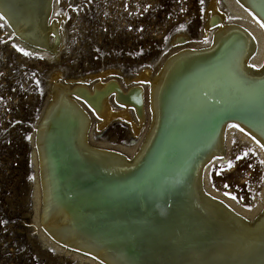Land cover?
<instances>
[{"label": "rangeland", "instance_id": "374dc122", "mask_svg": "<svg viewBox=\"0 0 264 264\" xmlns=\"http://www.w3.org/2000/svg\"><path fill=\"white\" fill-rule=\"evenodd\" d=\"M24 2L25 4L28 3V1ZM44 2V7L51 6L49 19L56 18L58 20L57 35L56 37L49 36V40L42 39L40 41L41 33L38 30L42 31V29L40 27L38 29L36 28V31H33L36 36L32 35L33 39H35V41L33 40L34 43L33 41H29L30 44L36 45V48H28L24 45L0 17V264H99L87 257L72 253L68 250L69 247L85 250L100 259L104 264H126L119 257L117 249L110 246V237L113 241H116V238L120 237L118 228L123 227L127 222L136 220L139 217L143 218L147 216L145 218L147 219L150 216V209L146 215L141 216L143 208L145 207L144 205L158 204V199L156 198L162 197L163 195L159 201V208H161L160 214H163L164 217L165 213L168 215L172 210L170 213L172 215L169 218H166L168 216L165 215L166 217L164 219H168V223L171 222L173 231L175 228H178L175 226L178 223L177 215L175 216L173 211L174 213L178 211L182 212V210H179L180 206L187 203L190 197L195 196L194 199L201 198L205 203L207 201L210 205L214 204L218 208L221 207L220 203L217 204L209 200L210 197H207V194L211 190L219 193V198L234 209L242 208L247 210L245 217L251 219L254 214V208H258L264 202V144L262 145V142L256 136V131H247V129H242L240 125L227 124L226 121L230 118L216 121L215 130L217 132L215 131V134L213 131H208L212 125V123L210 124L211 121H206L208 122V128L203 130L202 135H200L202 137L197 135L196 129H191L194 125L189 126V129L187 125L185 127L187 129L184 128L183 131L181 130L183 136L179 138L176 143L177 146L176 144L173 146L174 149L179 154H190L189 152L194 155L200 154L197 163L194 165V172L192 171L194 175L191 174V176L189 174L192 179L188 177L187 181L184 178L183 183L180 182L181 184L168 182L166 185L167 180H165V177L162 178L154 175L147 176L145 183L138 186V177L131 174L129 185L127 181H118L116 182L117 184L110 183L103 187L104 184H102L101 180L96 179V175L90 174L88 170H85L89 169L88 164L83 161L81 163L80 159V157H88V155L93 159V155L89 154L91 148L114 149L113 151L122 152L128 158L138 151L152 122V104L148 92L150 89V81L148 83L147 79H139L140 75L147 71L148 76L153 77L160 68V65H163L169 56H173L187 47L206 48L210 45L211 34L218 26L216 23L219 22V19L211 16V3H213V6L219 13L223 14L225 23L233 21L235 23L239 22V25H242L243 28L245 27L244 30L246 29L247 32L250 31L249 33L254 35L252 54L258 53L260 45L263 46L261 48H264V27L244 7L246 4L241 0H203V3H201V0H41L42 5ZM246 7L251 9L247 5ZM251 11L253 10L251 9ZM37 14L39 16V10H37L33 18L36 19ZM204 30L206 32L208 31V33ZM177 35H181L183 39L173 42L172 39ZM261 36L263 43L259 40ZM36 37L39 39L37 40ZM39 42L40 45H38ZM41 45L42 47L44 45V47L42 48ZM18 49H24V51L21 52ZM263 52L264 50H262ZM262 56L261 60L256 63L250 58L248 64L253 62L251 65L255 63L254 66L258 67L260 62L262 63L264 61V53ZM163 60L164 62L162 63ZM111 80L117 81L120 85L119 89L126 94H131L133 85L137 83L142 88L138 94L136 92L132 97L134 101L132 107H128L129 109L126 108L130 120L115 116L111 117L101 127L98 126L101 119H99L100 117L96 112L84 99L77 98L79 100L78 103H80L78 112L85 120V126L83 127V131L80 132L81 135L79 138L81 139H77L74 143L68 142L65 136L61 140L59 138V146L61 147L62 156H64L61 167L63 177L60 194L66 202L68 215L66 214L65 216L64 228L62 229L61 227L62 232L56 236L44 225L42 220L40 169L37 158V146L33 137L36 125L50 99V87L54 82H64L71 86L83 83L91 87L98 81H104L107 84ZM107 98L109 106L112 109H125L123 104L116 102L113 92H110ZM136 99L138 102H135L137 101ZM155 105L154 103L153 106ZM173 108V106H170L169 115ZM140 116H142L141 125L138 131L135 132L130 122L133 121L136 123ZM212 117H215V115ZM214 135L215 137H213ZM181 139L184 140L182 141ZM180 140L182 141L181 144ZM210 140L214 141L212 145L215 148L212 146L209 149L210 153H202L205 143H208ZM181 148L182 150H180ZM201 160L202 162H200ZM79 165L83 167V170ZM70 166L74 169H71ZM76 167L77 169H75ZM85 173L89 175L86 176L87 180L89 179L87 184ZM54 174H57L56 171L53 172ZM74 174H78L79 176H75ZM80 176H83L82 179L79 178ZM84 183L86 186H92L91 189H86ZM195 183L196 190L194 186L192 188V184ZM75 185L78 188L81 186L80 190L83 192H76L75 190H80ZM173 186H176L177 189ZM98 187L100 190H96ZM102 189L105 191H101ZM84 190L87 192V195ZM171 190H174L173 192L177 196L178 204L175 202V198L172 199L171 195L173 192ZM91 191L94 192H92L94 196L90 194ZM140 191H144L143 194ZM185 192L186 194L190 193V195H186ZM153 193L156 194L153 195ZM225 193H230V195H225ZM92 197L94 198L91 199ZM98 198H103L105 201L103 199L99 201L100 199L97 200ZM166 198H168L167 201H165ZM179 201H181V205ZM93 202L94 204L92 206L91 203ZM96 202L102 203V205L98 204L99 207L98 205L95 206L97 204ZM114 202L120 205L116 207L117 209L113 207ZM75 203L77 204L75 205ZM171 203L174 208L178 205V210L177 207L176 209L173 208L174 210L170 208ZM73 207L74 209H72ZM84 209L85 211H83ZM76 210H79L81 213ZM193 211L192 209V215L195 213ZM75 213L76 215H81H77V217ZM82 213L85 216H82ZM225 215L228 218L227 220L229 221L231 218L229 222L235 225L232 222L235 216ZM211 218L208 221L209 223H206L205 229H221L223 231L221 233H224V235L227 234L228 238V232L233 231L234 225L229 226V229V227L224 226V223L217 220V218H212L213 220ZM77 220L80 222L78 223L79 225L76 223L78 222ZM235 220H237L236 217ZM203 221L206 222L207 219L204 218ZM97 226L98 228H96ZM86 227L89 228L87 229ZM102 227L103 230L105 228L104 231L107 228L109 229L107 232H104L101 230ZM97 231H101V233ZM179 231L176 229L175 233L178 234L180 240L182 238L180 234L183 236L184 233ZM98 235L100 236L96 239ZM115 235L118 236L116 237ZM204 237L205 235L202 234V236L200 235L196 238L201 240ZM192 239L195 240L194 238ZM241 239L243 240V238ZM94 242L96 243L94 244ZM99 251L104 254L103 258L105 260L95 254ZM145 256L152 258L150 252H147ZM153 264H165V261L157 259V263Z\"/></svg>", "mask_w": 264, "mask_h": 264}, {"label": "bare ground", "instance_id": "6f19581e", "mask_svg": "<svg viewBox=\"0 0 264 264\" xmlns=\"http://www.w3.org/2000/svg\"><path fill=\"white\" fill-rule=\"evenodd\" d=\"M24 1H28V3L25 4ZM241 1H243L244 4L250 7L253 11H251V9H249L248 7H246V5L242 3L244 7L247 8L257 18V20H259V22L264 24V0H241ZM44 6H45V2L42 5L41 0H0V17L2 19H5L4 21H7L10 24L12 30L16 33V35L19 37L18 39L24 45L30 48L31 47L36 48V45H32V43L30 44L29 42L33 40L35 41L32 35L36 36L33 33L34 30L36 31V28L38 29V27H40L42 29V31L38 30L39 33H41L40 41L42 39L49 40V36L56 37L57 35L58 20L56 18L50 20L49 16L51 13V6L48 5L47 8ZM37 10H39V16L37 14L36 15L37 18L35 19L33 17L36 14ZM210 13H212L211 16H213V18L216 17L217 19H219V22L216 23L218 24V26L214 29L213 33L210 32L212 33L211 42L208 47L206 48L187 47L186 49H183L179 53L173 56L172 55L169 56L165 60V62L163 60L162 63L164 62V64L160 65V68L156 71L153 77L151 76L149 77L147 71L140 75L139 79L141 78L147 79L148 83L150 81V89L148 92L152 104V109H151L152 122L149 127V130L146 132V135L144 136V138L142 137L143 141L138 151L133 156L128 158L125 156V154H122V152L120 153L117 151H113L114 149L105 150V149L91 148L89 150V154L93 155V159L92 157L90 158L89 155L88 157H80L81 163L83 161L88 164L89 169H85V168L84 169L86 171L88 170L90 174L92 173L93 175H96L97 177L96 179L101 180L102 184H104L103 187H105V185H108L110 183L114 184L118 181H127L129 185L130 184L129 181L131 180V179L129 180V178L131 174H134L135 177H138L139 179L138 186H141L142 184L145 183L147 176L156 175L162 178L165 177V180H167L166 183L167 185L168 182L169 183L172 182L173 184H177L180 182L183 183L182 181H184V178H186L187 180V178L190 177L191 174L194 175L192 171L194 172L193 168L195 163H197L200 154L194 155L191 154V152H189L190 154L188 153L179 154L178 151L173 147L178 142L179 138L183 136L182 131L184 130L185 127H187V125H188V129L190 128L189 126L194 125L191 129H196L197 135L200 136L202 135L203 130H206V128H208L207 126L208 122L206 121H211L210 124L212 123V125L210 128L213 129L211 130L209 128L208 131L209 132L213 131L215 134L216 121L218 120L220 121L221 119L224 118H230L226 121L227 124H236L237 126L240 125L242 129H247V131L248 130L256 131L255 132L256 136L258 137V139H260L262 145L264 144V61L262 60L263 62L262 63L260 62L258 67L254 66V64L256 62H259L263 57L262 55L264 52L262 53V50H264V48H261L263 46L260 45V49L258 53L252 54L254 48V35L250 34L249 33L250 31L247 32L246 29L244 30L245 27L243 28L242 25H239L238 24L239 22L235 23V21H233V22L225 23L223 20L224 18L223 14L218 12V10L213 6V3H211L210 5ZM206 33H208V31ZM38 39L39 38H37V40ZM179 39L182 40L183 37L181 35H177L175 36V38L172 39V41L175 42L176 40ZM259 40L260 42H262L261 41L262 36L261 38L259 37ZM38 45H40V42L38 43ZM250 58L252 59V61L255 62L253 65H251L253 62L251 64H248V60ZM137 84L139 85V83ZM137 84L133 85V88L131 89L132 91L131 94L128 93L126 94L125 92L121 91L119 89L120 88L119 83L115 80H111L107 84H105L104 81L103 82L98 81L94 83L91 87H88L83 83L71 86L70 84L64 82H54L51 85L50 97H49L50 99L46 104V107L44 108L41 117L39 118L33 137L37 146V153H38L37 158L40 169V180H41L40 197L42 199V220L44 225L48 229H50L51 232H53V234H55L56 236L62 232L61 227L62 229L64 228L63 227L65 223L64 220L67 214L66 202L64 200V197H62V195L60 194L61 193L60 188H62V177H63V174L61 173V167L64 156H62L61 147L59 146L60 144L59 138L61 140L62 137L65 136L68 142L74 143L77 141V139H81L79 138L81 135L80 132L83 131V127L85 126V120L81 117V114L78 112V109H80V105H79L80 103H78L79 100H77V98L81 100L84 99L96 112V114L100 117L99 119H101V122L98 124V126L101 127L111 117H115V116L130 120L129 113L126 108L132 107L134 103L132 97L136 92L138 94L140 92V89L142 88ZM110 92H113L115 94L116 102L123 104L125 109L123 108V110L120 109L114 110L109 106L107 96ZM135 102H138V100ZM154 103L156 104L155 106H153ZM170 106H173L174 108L172 109V112L169 115ZM213 115H215V117H212ZM141 118L142 116L138 117L136 123L133 121L130 122V125L135 132L138 131L141 125ZM206 133L208 132L206 131ZM210 137L212 138V136ZM213 137H215V135ZM181 140L183 141L184 139ZM182 141L180 142V144L182 143ZM212 142L214 141L210 140L208 143H205V146L202 149V153L204 152L210 153L209 149L213 146ZM193 148L195 149V147ZM180 150H182V148ZM200 162H202V160ZM81 168L83 170V167ZM75 169H77V167ZM54 171H56L57 173L56 175L55 174L53 175ZM86 174L88 173H85V177L89 176ZM82 177L80 176L79 178L82 179ZM88 180L86 177V184ZM72 181L70 182L72 183ZM76 183H77V178H76ZM98 185L100 184L98 183ZM194 185H196V183L192 184V188ZM89 187L90 186H86L85 188L90 190L92 186L90 188ZM173 187L176 188V186ZM76 188L80 190L81 186L80 188L78 187ZM168 188L166 187V189ZM186 188H188V186H186ZM72 189L74 188L72 187ZM98 189L100 190L99 187L96 190ZM103 189L101 191H103ZM181 190H182V186H181ZM75 191L78 193L83 192L81 190L80 191L75 190ZM173 191L174 190H171V192ZM84 192L86 191L84 190ZM92 192L93 191H91L90 194H92ZM143 192L141 193L143 194ZM154 194L156 193H153V195ZM188 194L190 195V193ZM174 195L175 192H173V194L171 195L172 199L175 198L174 200L177 203L178 202L177 196ZM219 195H220L219 193H216L213 190H211L209 194H207V197L211 198V199L209 198V200L216 202L217 204L220 203L221 207L219 208L216 207L217 205L214 206V204L212 205L208 204L207 201L206 203L205 201L203 202L201 198L194 199L195 196L190 197V199L187 200L188 202L186 201L187 203H185L183 206H180L179 210H182V212L178 211L179 212L178 214V212L174 213L173 211V214H175V216L177 215V219H178L177 224L174 222L175 220L173 221L176 224L173 225L178 227V228L174 227L175 228L174 231L171 228V224H170L171 222L168 223L169 220L164 219L166 216H168L166 218H169V216L172 215L170 214L172 210L168 215H166L165 213L164 217L163 214L162 215L160 214L161 208H159L160 206L159 201L164 196L161 195L162 197L156 198L158 199V204L153 203L149 206L144 205L145 207L143 208V212L141 216L146 215V213L150 209V216L147 219H145L147 216L143 218L139 217L141 219L138 218L136 220L134 219L133 221L127 222L125 225H123V227L118 228L119 229L118 233L120 237L116 238L117 239L116 241H113V239L110 237L109 244L111 247L117 249V253L119 257L126 264H153V263H157V259H159L160 261H165V264H264V202L258 208L255 207L253 210L254 214L252 215L251 219H247L245 217V213L247 212V210L242 208L234 209L232 206H230L221 198H219ZM92 196L94 195L92 194ZM98 196L100 197V195ZM93 198L94 197H92L91 199ZM99 199L100 198H98L97 200ZM101 199L99 201H101ZM150 199H151V195H150ZM167 200L168 198H166L165 201ZM175 202L172 203L176 204ZM180 202L181 201H179V203ZM77 203H75V205ZM172 203L170 208L173 209L174 206L172 207L173 205ZM92 204H94V202L91 203V205ZM98 204L102 205V203H97L95 206H97ZM103 204L105 205V203ZM84 206H86V204H84ZM118 206L120 205L114 202L113 207L117 209L116 207ZM98 207L97 209H99ZM176 207L174 209H176ZM121 208L123 209V207ZM72 209H74V207ZM85 209L88 210L87 207H85ZM85 209L83 211H85ZM192 209L195 211V213L193 211L194 213L193 215H192ZM107 210L109 209L107 208ZM225 214H227V216L231 215L233 217L234 216L236 217L237 220H235L234 217V221H232L235 223V225L233 224L234 226L232 225V223L229 222L231 218L228 221L227 220L228 218L226 217ZM77 215H81V214H77ZM88 215L90 216V214ZM82 216L85 215H83L82 213ZM211 216H213L212 218L214 219L217 218V220L224 223V226L226 227L233 226V231L228 232L229 233L228 238H227V234L224 235V233H221L223 232L221 229L218 228H210V230L205 229L207 225L206 223H209L208 221L210 220ZM157 218L158 220L159 219L160 220L158 221ZM204 218L207 219L206 222L203 221ZM76 223L78 224L80 222L78 221ZM106 225L108 226V224ZM86 228L88 229L89 227ZM96 228H98V226ZM108 229L109 228H107V230ZM176 229L180 230L179 232L184 233L183 236L182 234L179 233L182 237V238L180 237L181 238L180 240L178 234L175 233ZM101 230H103V227ZM107 230L104 232H107ZM87 232L91 233L90 231ZM98 233H101V231ZM202 234H204L205 237L202 238L201 240H198L196 237H199L200 235L202 236ZM99 236L100 235H98L96 239H98ZM115 236L117 237L118 235ZM192 238L194 239L196 238V239L193 240ZM241 238H243V240ZM95 243L96 242H94V244ZM68 250L74 254H79L82 257H87L99 264H104V262H102L100 259L93 256L91 253L86 252L85 250L83 251L71 247H69ZM99 252L95 254L98 255L103 260H105L103 258L104 254L101 251ZM147 252H150L152 254V258H147V256H145ZM113 255L115 256V254Z\"/></svg>", "mask_w": 264, "mask_h": 264}, {"label": "water", "instance_id": "95a60500", "mask_svg": "<svg viewBox=\"0 0 264 264\" xmlns=\"http://www.w3.org/2000/svg\"><path fill=\"white\" fill-rule=\"evenodd\" d=\"M2 16V15H1ZM3 17V16H2ZM3 20H5V19H3ZM4 22H6V24L8 25V27L11 29V31L13 32V34L17 37V38H19L17 35H16V33L12 30V27L10 26V24L7 22V21H4ZM28 48H30V47H28Z\"/></svg>", "mask_w": 264, "mask_h": 264}, {"label": "snow or ice", "instance_id": "6c2138e0", "mask_svg": "<svg viewBox=\"0 0 264 264\" xmlns=\"http://www.w3.org/2000/svg\"><path fill=\"white\" fill-rule=\"evenodd\" d=\"M201 3H203V0H201ZM261 26L264 27V24H262ZM18 50L21 52L24 51V49H18ZM25 54H27V53H25ZM225 186L227 187V185H225ZM225 195H230V193H225ZM233 198H235V197H233Z\"/></svg>", "mask_w": 264, "mask_h": 264}]
</instances>
